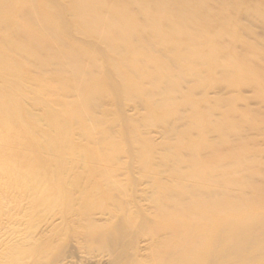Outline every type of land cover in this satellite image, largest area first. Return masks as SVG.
<instances>
[{"label": "bare ground", "instance_id": "obj_1", "mask_svg": "<svg viewBox=\"0 0 264 264\" xmlns=\"http://www.w3.org/2000/svg\"><path fill=\"white\" fill-rule=\"evenodd\" d=\"M0 178V264H264V0H0Z\"/></svg>", "mask_w": 264, "mask_h": 264}, {"label": "rangeland", "instance_id": "obj_2", "mask_svg": "<svg viewBox=\"0 0 264 264\" xmlns=\"http://www.w3.org/2000/svg\"><path fill=\"white\" fill-rule=\"evenodd\" d=\"M53 9L57 11L56 8ZM63 23L64 22L62 21L61 25H63ZM245 95L248 96L249 94L245 93ZM239 104L240 103H238V105ZM157 112L160 113L161 110H158ZM22 161L23 158L17 159L11 162L7 168L12 172H15L20 169ZM46 173L49 174L50 171L46 170ZM17 179H19V177H17ZM22 181L23 179H20L19 181L15 180L11 182V184L12 186L19 184L21 186ZM3 190L4 189H0V256L8 255L12 251L13 247L16 246H19L20 249H23L25 243L22 242V239L27 233V228L33 224L31 216L25 213V208L27 207L28 203L27 200L18 197L19 195H17V193L13 190L8 189L5 193L2 192ZM54 190L55 189L51 190L50 193L56 194L58 192ZM53 205L46 210L40 211L39 214H47L48 210L50 211L60 206L58 203Z\"/></svg>", "mask_w": 264, "mask_h": 264}]
</instances>
